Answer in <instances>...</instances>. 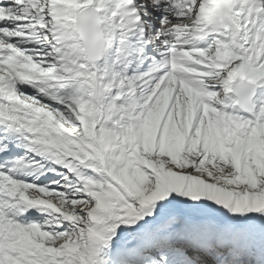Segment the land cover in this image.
<instances>
[{
    "label": "snow or ice",
    "instance_id": "6c2138e0",
    "mask_svg": "<svg viewBox=\"0 0 264 264\" xmlns=\"http://www.w3.org/2000/svg\"><path fill=\"white\" fill-rule=\"evenodd\" d=\"M0 264H264V0H0Z\"/></svg>",
    "mask_w": 264,
    "mask_h": 264
}]
</instances>
